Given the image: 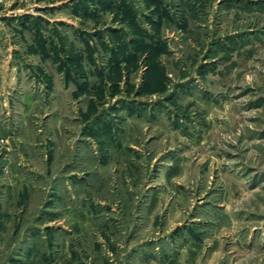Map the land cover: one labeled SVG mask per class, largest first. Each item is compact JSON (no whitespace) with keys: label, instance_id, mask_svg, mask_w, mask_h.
<instances>
[{"label":"rangeland","instance_id":"rangeland-1","mask_svg":"<svg viewBox=\"0 0 264 264\" xmlns=\"http://www.w3.org/2000/svg\"><path fill=\"white\" fill-rule=\"evenodd\" d=\"M0 264H264V0H0Z\"/></svg>","mask_w":264,"mask_h":264}]
</instances>
